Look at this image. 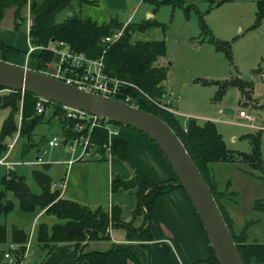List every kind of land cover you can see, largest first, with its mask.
Returning a JSON list of instances; mask_svg holds the SVG:
<instances>
[{"label":"trees","instance_id":"obj_1","mask_svg":"<svg viewBox=\"0 0 264 264\" xmlns=\"http://www.w3.org/2000/svg\"><path fill=\"white\" fill-rule=\"evenodd\" d=\"M79 4L94 3L95 0H77ZM231 0H208V10L221 3ZM163 4L185 5L184 0H154L156 8ZM28 6L32 15V24L28 30L33 42L45 46V49L32 54L36 62V69L47 71L49 63L54 54L49 48L52 42L63 40L71 48L85 52L88 56L98 57L103 54L106 48L103 37L114 30L121 28L124 24L115 18L109 22H98L92 17L74 12L67 18L59 21L58 13L64 9L74 8V0H0V21L8 7H14L15 18L18 23L24 21L22 11ZM188 9L192 4H187ZM201 15V32L192 37V42L208 41L215 45L216 49L225 52L231 57L230 41L214 37L210 27ZM264 19V0L257 1L256 17L249 29L257 28ZM114 22V25L113 23ZM17 23V24H18ZM156 26L165 27V23L155 18L143 19L141 21H129L120 39L111 44L104 53L106 70L120 78L133 82L136 86H126L122 94L115 95L116 98L126 101V95L135 100L133 103L139 107L151 111L162 117L178 134L186 146L188 152L198 165L201 173L208 182L214 197L223 213V216L232 232L235 242L240 250L245 264H262L264 261V243L249 241L246 229L236 232L233 229L223 198L225 190H219L211 176V164L215 162H244L253 170L264 172V161L261 153V131L246 134L251 143L249 152L231 149L218 130L213 120H206L201 123L195 117H188L185 121L172 110L156 105L153 100L166 101L168 107V91L163 85L167 77V67L156 64L158 56L165 54V37L160 39H140L137 34ZM0 48L3 51H21L12 45L6 44L0 38ZM198 79V78H195ZM202 80V78H199ZM204 83L210 80L203 79ZM218 88L215 98L223 95L230 86H236L242 93L245 102L252 100L249 83L240 76H230L225 79L216 80ZM23 93V94H22ZM153 99V100H152ZM39 96L20 90H6L0 86V108L8 107L10 114L6 117L0 139V152L6 150L3 138L12 131H19V135H30L34 127L40 122L49 106H53V116L60 120L63 131V142H67L74 135L73 126L75 121L66 116L62 104L52 101L45 102V111L38 113L36 104ZM18 112L21 118L17 121L14 114ZM106 121L110 124L126 126L114 120ZM138 131V130H136ZM154 144L155 142L145 133L138 131ZM92 140L99 144L101 154H106L105 144L108 142V132L105 128L96 127L93 131ZM156 145V144H155ZM157 146V145H156ZM129 143L127 140L115 136L111 142V152L119 155L123 160L130 162L128 157ZM8 150V149H7ZM131 163V162H130ZM33 175L42 185L40 193L33 192L23 175H19L14 169H8L0 178V217L9 216L15 209L18 202L23 211H33L37 207L44 209L43 214L54 215L58 221L51 226L42 221L37 227V243L42 250L49 251L59 242H73L76 247V259L74 264H83L87 261L90 264H151V246L153 239L151 223L154 219L155 201L168 191L181 187L179 180L174 178L155 180L147 173L134 170L130 178L117 177L112 180L111 188L116 190L122 188H133L136 194V204L133 210V220L143 215L145 221L142 225H133V220L126 221L123 218V209L115 204L111 207L98 205L92 207L89 204L60 196V191L52 188L51 179L45 170L34 169ZM258 176V175H257ZM264 179V174L260 173ZM10 194H12L10 196ZM262 202L256 203L255 207L260 208ZM109 226H125L127 230L125 241H111V244L104 249L90 247L94 240H110ZM108 231V232H107ZM28 233L23 228L13 226L12 239L19 244L15 251L18 258L25 248ZM7 240V228L0 223V244ZM86 242L84 243V241ZM5 251H3L4 255ZM213 259L219 264L214 253Z\"/></svg>","mask_w":264,"mask_h":264},{"label":"rangeland","instance_id":"obj_2","mask_svg":"<svg viewBox=\"0 0 264 264\" xmlns=\"http://www.w3.org/2000/svg\"><path fill=\"white\" fill-rule=\"evenodd\" d=\"M126 1V9L110 11L106 7L105 0H95L94 3H84L82 5L79 4L77 0H74L75 9H64L58 13L57 19L61 21L76 12L84 16L88 15L100 23L109 22L110 17H115L118 22L124 24V21L133 11L139 0ZM142 1L143 2L137 5L135 10V21L142 19L144 17L145 9L150 8L151 10L156 9L155 12H157V19L162 20L164 21L163 23H165L164 28L154 25L146 31L140 32L137 36L138 38L145 40L160 39L165 37L166 52L165 54L158 56L155 63L167 67V77L164 79L163 85L168 91L167 101L169 106H171L170 108H173L172 111L174 114L179 115V117L184 119V121L188 117H197L199 122H205L209 119V116L207 115H209L208 110L211 109L210 106L216 110V104L213 100L218 88L215 81L219 79L216 78L225 79V77L233 75L236 76L238 74L240 75L243 72V76H240L251 80L249 75L255 72L256 68H259V61L261 63L263 60L264 46L258 47L259 44L262 45L263 40L259 38L257 39L252 35L253 33L245 31V28L242 31L239 30L235 34L239 33L241 35L237 38H234L233 36V38H229L232 41H230L231 57H228L225 52L216 51L214 44L205 43L202 46H195L194 42H192V37H194L193 35H199L201 32L200 19L201 15L204 16L203 13L199 12L195 7L190 6L188 9L187 4L183 6L177 4H164L156 8L154 4H151L150 0ZM14 10V7H8L5 10L4 16L0 21V26L1 29L7 33V37H5V39H9L12 45H15L19 49L23 50V52L3 51L0 48V58L2 60L4 59V61H9L7 59H13L15 58L14 56H16L17 61L11 63H18V65L21 63L23 64L21 66L36 69L35 60L32 61L30 58L32 55L29 56L28 60H26L27 50L29 48L27 28L28 16L30 15L32 18V15L27 6V8L22 11L24 21L22 23H18L19 19L15 18ZM196 10L198 14L196 13ZM203 18L205 19V17ZM56 42H52V44H55ZM57 47L63 48V45L58 44ZM57 59L58 58L52 59L47 67V71L53 70ZM204 61L206 63H204ZM195 77L198 79H194ZM199 78H202V80H210V82L204 83ZM172 81L175 83L176 88L170 90L169 88L172 86ZM253 95L260 100V103L263 106L262 108L258 107L257 104L251 105L245 102L239 88L236 86H230L220 99L224 110L223 116H221L222 118L219 119L228 118L230 121L221 120L217 121L216 124L219 130L223 133L228 147L231 149L246 152H249L251 149L250 140L246 136V132H248L247 129H249V127L241 125V120L236 116L233 117L232 115L236 114L240 108L250 106V109L254 108V111L264 118V84L263 90L260 89L258 94ZM153 101L156 102V105L161 106L162 108H166L165 106H168L166 101L160 99H154ZM53 109V106H49L47 108L43 119L37 123L30 135H19V131L14 130L6 135L2 140L8 150L4 149L0 152V159H5V161L9 162L11 161V166L15 167L18 173L25 176L27 184L35 193H40L42 191V185L34 177L33 170L43 169V164H29L27 162L30 159L35 160L39 155L44 159V161L52 162L64 157L62 154H59V152H65L70 157H77L80 154V149L72 152L68 145H63V148L61 149L59 146L52 147L48 145V138L52 134L62 136L60 120L53 116ZM10 112L11 109L8 107L0 108V139L3 123ZM14 117L16 121L18 118H21L18 112L14 114ZM115 126L117 129L125 127L118 124ZM234 137L236 139H234ZM261 139V153L264 161V130L262 131ZM11 145L12 147H10ZM92 149L93 151L91 153L85 154L82 157L79 156L75 160L81 158L79 159L81 160L79 162H87L90 167L101 168L103 167L102 158H106L105 160L108 162L110 155H114L115 157L120 158V160L124 162L126 168L130 171L132 170L133 173V165L130 162L123 160L119 155L113 153L109 155L107 152L104 155L101 154L100 150L94 147H92ZM135 150L137 157L143 160L144 163L145 158H147V163H145L146 165L153 164L148 153L144 149L135 147ZM89 162L93 163L91 164ZM8 169L9 167L7 165L0 163V178L8 171ZM211 170L212 178L214 177L213 175H215L218 181L219 186L217 185V188L219 190L222 189L223 191L224 189H227V182L228 180H231L233 188L237 191L235 194H231L227 198L232 200L238 205L237 207H239L235 209L236 223L233 222V229L236 232L246 229L248 231L249 241L264 243V179L259 177L260 173L264 174V172L260 170H253L255 171V174H252L250 173L251 169L249 165L244 162H215L211 164ZM63 173L64 169L60 164H51L50 175L54 181L57 179L56 177L64 175ZM112 178H117V174H115ZM57 182L58 181H56V183ZM259 201L263 204L260 208H256L255 204ZM128 219L129 221L133 220V218ZM42 220L48 224L58 221L57 217L54 215H47L44 218H41L40 221L35 223L36 230L32 227L31 230L27 231L29 236L27 237L25 244L29 243L30 240L32 241L33 239L34 243H37V227ZM144 221L145 219L141 215L139 218H135L133 220V225H142ZM11 242L14 241H10L8 246H6L5 243L0 244V264H7L9 261L3 255V251L9 248V244ZM85 242L86 240L84 243ZM92 244V247L104 249L111 244V240H94L92 241ZM36 246L39 251V245ZM29 262L35 264L36 260L33 258ZM262 264H264V261Z\"/></svg>","mask_w":264,"mask_h":264},{"label":"crops","instance_id":"obj_3","mask_svg":"<svg viewBox=\"0 0 264 264\" xmlns=\"http://www.w3.org/2000/svg\"><path fill=\"white\" fill-rule=\"evenodd\" d=\"M105 1H106L107 9L110 11L113 10L118 11L121 9H126L127 6L126 0H105ZM184 1L186 4H190V5L192 4L191 7H195L199 12L203 13L205 17V21L207 22V25L210 27L214 37L221 40L232 41L229 38L230 37L237 38L241 34L239 33L235 34V33L238 32L239 30L242 31L245 28L244 29L245 31H248L249 33H253L252 35L255 36L257 39L259 38L263 40L262 45L259 44L258 47L264 46V19L257 28L249 29V27L254 22L256 17L258 0L226 1L217 6H214L208 11H206L209 6L208 0H184ZM141 2L143 1L142 0L138 1L133 11L124 21V24L128 23L129 21H135L134 20L135 10L137 8V5L140 4ZM150 2L152 5L154 4V0H150ZM197 10L196 13L198 14ZM155 11L156 9L151 10L150 8H146L144 11V17L139 21L148 18L157 19L156 17L157 12ZM114 18L115 17H110L109 20L111 21ZM157 20L160 22H164L159 19ZM112 23L114 25V22ZM6 34L7 33L3 31L0 26V38L6 44L12 45L9 39L8 40L5 39V37H7ZM193 36H197V35L194 34ZM205 43H211V42L208 41H204L201 43L194 42L195 46H202ZM12 46L14 47L15 45ZM15 48L19 49L16 46ZM216 51L219 50L216 49ZM14 57L15 58L13 59L10 58L7 60H9V62H16L17 61L16 56ZM30 58L32 59V61H34L32 56ZM204 63L206 62L204 61ZM20 65L23 64L20 63ZM260 70L264 71V53H263V60L261 61V63L259 61V68H256V71L253 72L254 74L252 73L251 75H249L250 76L249 78H251V80L243 78L242 77L243 72L242 74H240L242 76L238 74V76H240L243 80L249 83L248 88L251 90V94L253 97L252 100H255V102L258 101L259 103L260 100L254 97L253 94H258V91L260 89L263 90L264 79L258 75V71ZM216 79L221 80L220 78H216ZM173 88H176V86L175 83L172 81V86L169 89L172 90ZM223 95L217 98H215L214 95L213 100L215 101L216 104V110L213 109L212 106H210L211 109L208 110L209 115H207L209 116V119L207 120H213L215 123L221 120L229 121L228 118L221 120L219 119L222 118L219 109L220 107L223 108V104L220 102V99L223 97ZM262 120H264L263 117ZM241 125L244 124L241 123ZM244 126L248 127L247 125ZM247 131L248 132H246V134L250 132L254 133L256 131H261V135H262L263 130H255L249 127ZM221 134L223 135L222 132ZM52 135H57V134H52ZM62 136H63V131H62ZM117 136L127 140L129 143L128 157L131 164L133 165V173L134 170L136 169L137 171L149 174L155 180L171 179L175 177V173L172 167L170 166L169 162L167 161L161 150L146 136L129 127L118 128ZM234 139L236 138L234 137ZM63 145L64 144H60L58 146L61 149L63 148ZM135 147L144 149L148 153L153 164L146 165L145 163H147V158H145V163H144L143 160L137 157ZM59 154H62L64 157L62 159L59 158L57 160L49 162V161H44V159L38 155L35 160L30 159L27 163L41 164V165L43 164V169L51 179L52 188L59 190L60 196L74 199L81 203L89 204L92 207H96L98 205L111 207V205L117 204L121 206L123 209L124 220L129 221L128 218H133V210L136 204L135 190L133 188H122V187L116 190H111L112 189L111 183L113 180L112 177L115 174H117V177H122L124 179L130 178L133 175L132 170L131 171L128 170L124 162H122L120 158H117L114 155L112 156L110 155L108 162H106L105 160L106 158H102L103 167L100 168V167H90L87 164V162H79L81 161L79 160L81 158L75 160L77 158L70 157L65 152H59ZM38 158H41L44 162L42 161L40 163L37 162L34 163V161H36ZM57 163L63 167L64 175L56 177L57 179L54 181L50 175V169H51V164H57ZM89 163L92 164L93 162H89ZM13 169L16 171L15 167ZM43 169H39V170H43ZM18 174L23 175L21 173ZM213 176H214L213 180L215 181L217 186L218 181L215 175ZM56 181L58 182L56 183ZM226 186L227 189H224L226 195L222 200L226 206L230 218L232 219V225H233V222L236 223L235 209L239 207H237L238 205L236 203H234L232 200L227 198L229 197V195L235 194L237 191L233 188L231 184V180H228ZM11 195L12 194H10V196ZM43 211L44 209H42L41 207H37L33 211H23L20 209L18 202H16L15 209L11 215L6 217L4 216L0 217V223L6 224L8 230L7 241L5 242V245L8 246V243L13 240L12 239L13 226L23 228L26 231L31 230L32 227L34 230H36L35 223L40 221L41 218L47 216L46 214H43ZM140 216L136 218H139ZM52 224L53 223L49 225L51 226ZM109 232H110L111 241L120 242V241H125L127 238L126 237L127 230L125 226H119V227L111 226ZM151 232L153 235V239L150 241L151 264H218L213 259L214 251L211 247L210 241L203 228L200 218L196 210L194 209L190 198L188 197L187 193L182 187H176L168 191L167 193H164L163 195L158 197V199L155 201L154 220L151 223ZM36 245L38 244L34 243V239H33L30 244V254L26 260L28 264H32L29 261H31L33 258H35L36 260L35 264H74L75 262L76 247L73 242H59L56 245H54L49 251L42 249L40 250V247L38 251L37 250L38 247ZM92 246L93 244L91 241L90 247ZM7 264L10 263L7 262ZM83 264H90V263L85 261L83 262Z\"/></svg>","mask_w":264,"mask_h":264},{"label":"water","instance_id":"obj_4","mask_svg":"<svg viewBox=\"0 0 264 264\" xmlns=\"http://www.w3.org/2000/svg\"><path fill=\"white\" fill-rule=\"evenodd\" d=\"M0 86L28 91L68 107L131 126L161 150L196 210L219 264H245L232 232L198 165L175 130L159 115L128 101L0 59Z\"/></svg>","mask_w":264,"mask_h":264},{"label":"built area","instance_id":"obj_5","mask_svg":"<svg viewBox=\"0 0 264 264\" xmlns=\"http://www.w3.org/2000/svg\"><path fill=\"white\" fill-rule=\"evenodd\" d=\"M28 17L27 28L29 30L32 24V18L30 17V15ZM126 24L103 37V42L105 43L106 48L103 50V54L98 57H91L88 56L85 52L77 51L69 47V44L63 40L57 41L55 44L50 45L49 48L53 52L54 58L58 59L53 70L46 72L51 73L56 77L62 78L69 83L76 84L80 87L114 97L117 94H122L124 87L136 86L131 81L110 74L106 70L104 60V53L106 52V49L121 38ZM28 41L29 48L27 50L26 60H28L29 56L34 52L45 49V46L33 42V39L29 35V32ZM57 43L59 45H63V48H58ZM258 75L264 79L263 70L258 71ZM46 101L48 100L39 97V100L36 104L38 113L45 111ZM126 101L134 104L133 102L135 100L133 99V97L127 94ZM247 103L251 105L257 104L258 107H263L261 103H259L258 101L255 102V100H249ZM62 107L65 110L66 116L75 121V124L73 126L74 135L69 138L66 143L63 142V136L60 137L58 135H52L48 139V145L52 147L58 146L60 144L68 145L72 152L80 149L79 156L82 157L85 154L91 153L93 151L92 147L99 150V144L93 141L92 137L94 129L96 127H102L105 128L108 132V142L107 144H105L106 151L107 153H109V155L112 153L111 142L112 138L117 136L116 127L108 123L105 118L99 115L91 114L87 111L68 107L65 105H62ZM167 108L169 110H172L168 106ZM219 112L220 115L223 116L222 107H220ZM235 116L241 120L240 123L247 125L252 129L264 130V120H262V117L254 111V108L250 109V106L240 108L233 117ZM228 120L230 121V119ZM10 147H12V145ZM42 161L43 160L41 158H38L34 162L40 163ZM0 163H4L9 167V169L14 168L13 166H11L12 163L9 161H5V159H0ZM30 244L31 240L29 243L25 244L24 251L21 254V257L18 258L15 251L17 250L19 244L11 242L9 244V248L5 251L4 256L9 260L8 262L11 264H27L26 259L30 254Z\"/></svg>","mask_w":264,"mask_h":264}]
</instances>
